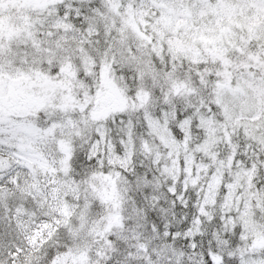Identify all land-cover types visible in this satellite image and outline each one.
I'll return each mask as SVG.
<instances>
[{
    "label": "snow or ice",
    "instance_id": "snow-or-ice-1",
    "mask_svg": "<svg viewBox=\"0 0 264 264\" xmlns=\"http://www.w3.org/2000/svg\"><path fill=\"white\" fill-rule=\"evenodd\" d=\"M0 264H264V0H0Z\"/></svg>",
    "mask_w": 264,
    "mask_h": 264
}]
</instances>
